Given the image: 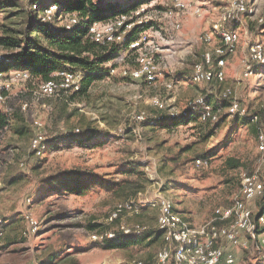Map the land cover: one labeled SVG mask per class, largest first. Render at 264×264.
<instances>
[{
    "label": "rangeland",
    "instance_id": "obj_1",
    "mask_svg": "<svg viewBox=\"0 0 264 264\" xmlns=\"http://www.w3.org/2000/svg\"><path fill=\"white\" fill-rule=\"evenodd\" d=\"M103 1L117 5L138 1L146 6L152 26L146 29L161 50L157 58L161 75L152 83L122 78L119 71L135 65V53L121 49L104 63L105 74L73 101L69 99L72 92L39 94L41 81L34 78L10 81L0 102V111L7 117L0 127V218L4 220L0 264H126L133 258H149L160 249L159 238L142 237L126 247L109 248L108 240L95 241L91 235L99 229H116L121 223L153 229L158 208L143 202L159 195L169 197L175 210L192 225H200L212 217L215 208L231 204L242 173L259 167L264 182L252 125L243 118L227 117L228 101L219 98L224 86L231 87L248 114L259 115L264 129V65L255 74L244 75L250 43L259 41L264 48V0L247 1L252 12L243 14L235 25L240 40L227 56L225 80L210 84L192 83L190 75L213 44L203 37L224 0H187L202 4L203 15L180 13L178 29L173 27L175 18L169 16L168 0ZM30 2L13 0L0 5V35L6 28L27 26L34 18ZM71 16H61L51 25L60 28ZM112 64L115 73L110 75L105 68ZM164 82L172 86L166 88ZM199 95L218 110L217 123H205L195 116L147 124L158 115H179ZM155 100L162 102V109ZM141 111L146 116L143 121L136 119ZM35 121L41 122L40 129ZM38 130L45 145L36 155L31 140ZM89 133L92 137L84 141ZM197 158L204 163L197 166ZM236 161L240 165H234ZM66 168L89 171L97 181L81 195L48 191L43 179ZM125 201L141 207L108 224L114 205ZM252 207L253 215L264 207V194ZM27 214L37 222L34 232ZM233 251L237 256L233 264H264V247L246 234Z\"/></svg>",
    "mask_w": 264,
    "mask_h": 264
},
{
    "label": "built area",
    "instance_id": "obj_2",
    "mask_svg": "<svg viewBox=\"0 0 264 264\" xmlns=\"http://www.w3.org/2000/svg\"><path fill=\"white\" fill-rule=\"evenodd\" d=\"M171 3L169 16L175 18L173 27L178 29L180 22L177 19L180 13H190L196 17L203 15L202 4H192L187 0H168ZM248 0H224L225 4L221 11L212 20L210 30L203 37L208 44H212L202 54V60L193 65L190 75L192 83L210 84L212 82L223 83L225 80V67L227 56L232 54L240 40L237 23L241 22L243 14L251 13L247 5ZM143 4L114 18L104 21H94L87 26V36L98 44L116 43L125 45L128 50L135 53L134 66L122 68L119 75L122 78L142 81L145 83L155 82L161 75L157 64L160 46L148 33L152 29L146 18V10ZM31 12L41 22L51 24L61 16L58 13L59 5L54 2L39 3V0H32ZM78 23L75 14L68 17L62 24L65 29H70ZM148 28L146 29V27ZM232 25V27H231ZM235 27H234V26ZM6 52L0 50V62L5 60ZM244 75L255 74L258 69L255 66L264 63V48L261 42H251L248 47V60ZM115 73V68L110 66L109 74ZM10 75L8 79L4 77ZM12 75V76H11ZM84 73L81 70L71 67H63L55 71L52 77L42 81L38 85V93L44 96H53L59 93L78 91ZM14 78L29 80L30 73L26 69H10L8 73L0 71V102L5 99V91L10 87ZM166 88L172 86L171 82H164ZM219 98L227 100L225 115L227 117L248 118L253 123H258V114H248V110L234 96L229 86H224ZM155 105L163 108L162 102L155 100ZM191 108H200V119L203 122H216L219 119L218 110H214L209 101L203 95L197 96L189 102ZM179 115L185 116L183 110ZM179 115L170 114L171 117ZM145 112L141 111L136 119L143 121ZM34 125L41 128L42 124L35 121ZM45 145L44 136L38 130L31 140V147L34 154L39 155ZM256 147L258 152L257 162L259 166L264 165V129L257 126ZM196 165H202L201 159L197 158ZM264 194V182L261 178L259 167L252 172L241 174L240 188L228 207L219 206L213 211L212 217L200 225H192L183 215L175 210L174 202L167 196L159 195L154 201L143 202L144 206H156L158 215L156 228L161 232L163 246L150 259L133 258L126 264H233L236 256L233 247L240 242L241 235H247L249 239L255 240L258 246L264 247V207L255 215L252 202ZM134 201L118 202L111 210L107 221L112 224L123 213H134L139 209ZM31 230H37V222L32 216H25ZM4 220L0 218V239L3 236ZM144 226L140 224L125 225L119 224L116 229H106L100 233H93L91 239L95 241L113 240L117 231L125 236L140 235ZM246 247L245 241L242 242ZM27 264H35L29 262Z\"/></svg>",
    "mask_w": 264,
    "mask_h": 264
},
{
    "label": "trees",
    "instance_id": "obj_3",
    "mask_svg": "<svg viewBox=\"0 0 264 264\" xmlns=\"http://www.w3.org/2000/svg\"><path fill=\"white\" fill-rule=\"evenodd\" d=\"M11 2L13 0H0V5ZM47 2H54L59 5L57 14L60 16L65 17L66 15L75 14L78 18V23L70 29H65L64 27L57 28L49 23L41 22L31 12L35 19L32 18L30 21H27L25 28L20 30L6 28L1 33L0 48L6 52V56L5 60L0 62V71L7 72L10 69H26L29 71L31 79L34 78L42 82L50 79L55 71L66 65L74 69L82 70L85 74L82 78L80 88L78 91L72 92L69 96L70 101H73L75 98H81L85 95L93 81L105 74V71H103L104 63L116 57L121 49H127L125 45L120 46L116 43L105 45L95 43L87 36V26L94 21H104L120 14L128 13L136 9L140 3L138 1H132L129 4L117 5V2H104L103 0H39L40 4ZM263 65L264 63L255 66V68L260 69ZM114 66L115 64H112V67ZM109 69L110 67L105 68L108 71ZM205 99L207 101L206 97ZM185 111L187 112L185 116L171 117L170 114L158 115L156 118L149 119L147 124L156 125L165 120H189L195 118V116L200 119V108H191L187 104ZM239 118L241 119L243 117ZM243 120L252 125V129L257 135V126L260 121L253 123L246 117ZM6 122V115L0 111V127L4 126ZM206 122L217 123V121ZM91 137L92 133H89L85 135L83 140L87 141ZM235 164L240 165L238 161ZM96 181L95 175L78 168L62 169L43 179V182L48 186V191H63L67 194L77 195L88 191L91 186L95 185ZM102 231L99 229L98 232L100 233ZM116 233L117 235L113 240H108L107 247L122 248L142 241V237L149 239L150 237L159 239L161 237V232L156 227L148 229L145 226L143 232L136 236H125L119 231ZM162 246L163 240L160 247Z\"/></svg>",
    "mask_w": 264,
    "mask_h": 264
},
{
    "label": "crops",
    "instance_id": "obj_4",
    "mask_svg": "<svg viewBox=\"0 0 264 264\" xmlns=\"http://www.w3.org/2000/svg\"><path fill=\"white\" fill-rule=\"evenodd\" d=\"M160 244H161V242H162V237H160ZM161 246V245H160ZM153 256V255H152ZM152 256H150L149 258H144V259H150V258H152ZM236 256V255H235ZM236 258H237V256H236Z\"/></svg>",
    "mask_w": 264,
    "mask_h": 264
}]
</instances>
